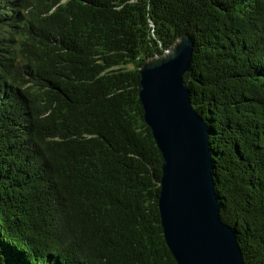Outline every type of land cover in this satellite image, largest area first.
<instances>
[{
  "label": "trees",
  "instance_id": "trees-1",
  "mask_svg": "<svg viewBox=\"0 0 264 264\" xmlns=\"http://www.w3.org/2000/svg\"><path fill=\"white\" fill-rule=\"evenodd\" d=\"M181 32L222 217L264 264V0H0V264H177L138 70Z\"/></svg>",
  "mask_w": 264,
  "mask_h": 264
},
{
  "label": "water",
  "instance_id": "water-1",
  "mask_svg": "<svg viewBox=\"0 0 264 264\" xmlns=\"http://www.w3.org/2000/svg\"><path fill=\"white\" fill-rule=\"evenodd\" d=\"M193 51V38L181 32L138 70L144 121L163 158V235L177 264H246L235 226L222 217L208 120L194 108L184 80Z\"/></svg>",
  "mask_w": 264,
  "mask_h": 264
}]
</instances>
